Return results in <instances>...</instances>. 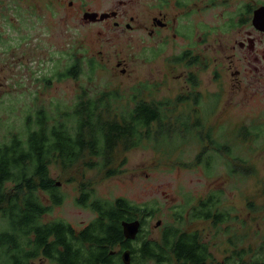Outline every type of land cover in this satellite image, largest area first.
Returning a JSON list of instances; mask_svg holds the SVG:
<instances>
[{
  "label": "rangeland",
  "instance_id": "374dc122",
  "mask_svg": "<svg viewBox=\"0 0 264 264\" xmlns=\"http://www.w3.org/2000/svg\"><path fill=\"white\" fill-rule=\"evenodd\" d=\"M69 1L0 0V143L11 134L24 136L28 128H34L39 110L50 122L59 115L62 118L82 93L95 97L113 92L115 115L140 100L166 102L170 128L162 142L143 140L128 150L117 146L107 166L111 174L83 162L66 170L49 165L63 200L43 219H62L76 230L82 228L95 217L89 207L76 202L84 189L92 198L124 197L139 205H154V214L140 227L148 238L157 239L160 226L177 221L183 230L199 232L214 259H221L233 245L246 247L264 241V75L247 70L260 68L257 60L235 61L236 68L242 69L240 88H230V72L224 74L223 83L219 77L211 84L202 77L200 100L207 102L202 103L199 120L186 121L189 130L183 132L184 121L177 118L181 112L179 81L166 77L162 69L166 60L133 59L128 32L120 36L103 25H82L79 5L85 0H73L71 6ZM115 1L86 0L98 11L107 10ZM106 34L112 38L105 39ZM73 51L83 59L82 70L77 76L62 77L60 72ZM51 66L56 68L49 73ZM219 81L225 92L219 91ZM214 90L221 94L219 99H227L216 110ZM155 127L157 123H153ZM210 139L222 146L220 151H214ZM205 154L212 155L208 171ZM11 186L6 183L7 189ZM212 190L220 192L218 206L229 212L228 219L217 224L190 220V208ZM38 193L50 205L48 195ZM5 226L0 216V228ZM33 262L41 264L37 258ZM144 264L155 263L148 260Z\"/></svg>",
  "mask_w": 264,
  "mask_h": 264
},
{
  "label": "trees",
  "instance_id": "16d2710c",
  "mask_svg": "<svg viewBox=\"0 0 264 264\" xmlns=\"http://www.w3.org/2000/svg\"><path fill=\"white\" fill-rule=\"evenodd\" d=\"M74 62L60 76H76ZM115 98L113 92H101L95 97L79 94L72 111L62 113L63 119L59 115V119L50 122L39 110L34 128H28L24 136L11 134L0 143V216L6 222L0 228V264H35L38 257L49 261L42 264H124L125 250L129 252V264L148 260L155 264H264V241L246 247L233 245L221 259H214L199 232L183 230L177 221L161 224L157 239L148 238L144 228L133 240L126 239L121 222L138 218L142 227L156 207L139 205L124 197L92 198L89 191L81 190L76 202L89 207L95 217L79 230L62 219H43L53 205L63 200L58 184L50 177L49 165L66 170L83 162L108 170L117 146L128 150L143 140L164 141L161 137L170 128L166 102L140 100L115 115ZM153 123L157 127L153 128ZM183 123V132H187L188 124ZM209 141L215 144V152L220 151L221 145ZM204 156L208 171L212 169V155ZM89 157L99 161H86ZM6 183L12 186L7 189ZM39 191L48 195L50 205L42 202ZM219 194L212 190L198 200L190 208L188 218L211 220L214 224L226 221L229 212L219 209Z\"/></svg>",
  "mask_w": 264,
  "mask_h": 264
},
{
  "label": "flooded vegetation",
  "instance_id": "af4514ba",
  "mask_svg": "<svg viewBox=\"0 0 264 264\" xmlns=\"http://www.w3.org/2000/svg\"><path fill=\"white\" fill-rule=\"evenodd\" d=\"M123 4L126 9L121 8ZM68 5H73V0ZM79 9L82 25H103L107 31H118L120 36L128 32L133 59L166 60L162 65L166 77L179 81L180 121L194 123L201 117L202 103L207 102L200 100L202 77L211 84L215 77L222 80L230 72V88H240L242 69L236 68L235 61L248 58L257 60L260 68L252 66L247 70L264 75V0H117L104 11L94 10L85 0ZM110 35L106 34L105 39L112 38ZM69 58L60 73H65L75 61L77 76L83 59L77 51L70 53ZM54 68L51 66L49 73ZM218 85L220 92L226 91L220 81ZM219 95L213 91L215 110L227 100L219 99ZM37 259L41 264L45 261Z\"/></svg>",
  "mask_w": 264,
  "mask_h": 264
},
{
  "label": "water",
  "instance_id": "95a60500",
  "mask_svg": "<svg viewBox=\"0 0 264 264\" xmlns=\"http://www.w3.org/2000/svg\"><path fill=\"white\" fill-rule=\"evenodd\" d=\"M92 15L96 16L97 14L94 13ZM86 17L87 16L84 15L83 18L85 19ZM159 224H160V221L158 220L156 222V225H159ZM121 225H122V232H123L124 237L126 239H134L140 230L141 222L137 218V219H133V220H129V221H122ZM127 256L129 257V252H128V250H125L122 253V261L124 264H129V260L127 259Z\"/></svg>",
  "mask_w": 264,
  "mask_h": 264
}]
</instances>
